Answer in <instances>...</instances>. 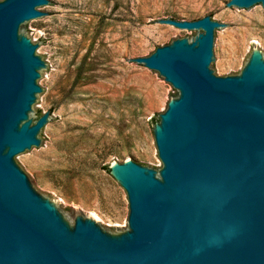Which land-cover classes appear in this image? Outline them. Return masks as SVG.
Instances as JSON below:
<instances>
[{
  "label": "water",
  "instance_id": "95a60500",
  "mask_svg": "<svg viewBox=\"0 0 264 264\" xmlns=\"http://www.w3.org/2000/svg\"><path fill=\"white\" fill-rule=\"evenodd\" d=\"M264 0H229L255 12ZM48 0H0V264H264V60L217 76L222 23L166 18L197 32L134 62L178 91L154 125L158 174L131 160L111 169L126 191L128 230L68 225L20 165L45 148L35 118L44 51L23 30L51 17Z\"/></svg>",
  "mask_w": 264,
  "mask_h": 264
},
{
  "label": "rangeland",
  "instance_id": "374dc122",
  "mask_svg": "<svg viewBox=\"0 0 264 264\" xmlns=\"http://www.w3.org/2000/svg\"><path fill=\"white\" fill-rule=\"evenodd\" d=\"M51 18L23 30L48 66L41 72L35 121L48 113L45 148L19 167L62 219H92L106 233L128 230L127 194L111 166L127 160L158 174L155 119L178 91L133 61L197 32L161 22L210 16L218 33L217 76L237 75L250 56L264 60V5L255 12L229 0H48Z\"/></svg>",
  "mask_w": 264,
  "mask_h": 264
},
{
  "label": "trees",
  "instance_id": "16d2710c",
  "mask_svg": "<svg viewBox=\"0 0 264 264\" xmlns=\"http://www.w3.org/2000/svg\"><path fill=\"white\" fill-rule=\"evenodd\" d=\"M157 119H155V121H156Z\"/></svg>",
  "mask_w": 264,
  "mask_h": 264
}]
</instances>
